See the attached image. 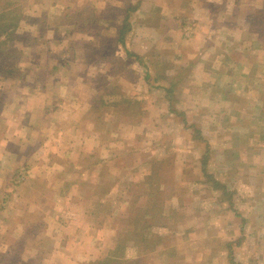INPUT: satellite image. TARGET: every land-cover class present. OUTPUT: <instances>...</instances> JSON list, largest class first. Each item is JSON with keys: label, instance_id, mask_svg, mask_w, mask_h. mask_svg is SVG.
<instances>
[{"label": "rangeland", "instance_id": "obj_1", "mask_svg": "<svg viewBox=\"0 0 264 264\" xmlns=\"http://www.w3.org/2000/svg\"><path fill=\"white\" fill-rule=\"evenodd\" d=\"M144 1L0 0V16L17 7L22 18L7 56L0 57V264H91L112 249L128 264H264V202H255L260 191L252 184L258 176L264 181L256 91L250 90L248 104L249 98H239V112L228 118L220 93L200 84L202 91L188 93L194 80L186 74L197 72L202 43L191 39L196 31L185 35L188 24L182 26L172 12L166 15L174 19H163L180 32H141L130 45L157 77L166 64L179 74L163 80L166 89L156 88L160 80L153 79L148 92L144 62L123 70L124 62L114 61L121 73L101 75L112 69L106 55L115 51L120 28L126 27L127 36L149 17L152 9ZM188 1L164 4L175 8ZM213 1L216 16L237 23L255 0ZM249 21L247 42L264 35L260 20ZM201 35L199 30L200 41ZM252 46L248 53L257 61ZM98 54H105L104 62ZM248 69H254L251 61ZM87 73L93 79H84ZM117 100L122 103L115 106ZM202 160L224 188L206 183ZM154 164L167 167L159 197L176 214L164 219L167 227L153 225L138 237L145 247L136 248L130 235L122 247L114 236L129 215V198L147 193L144 175ZM259 167L262 174L255 172ZM81 171L85 179L74 182ZM141 202L136 210L145 209ZM153 243L155 251L149 249Z\"/></svg>", "mask_w": 264, "mask_h": 264}, {"label": "crops", "instance_id": "obj_2", "mask_svg": "<svg viewBox=\"0 0 264 264\" xmlns=\"http://www.w3.org/2000/svg\"><path fill=\"white\" fill-rule=\"evenodd\" d=\"M157 1L158 2L154 1V3L150 2L149 0L144 1L146 4H150L149 8L152 9V11H150L149 17L142 19L141 23L138 24L137 27H139L140 29L139 31L133 28L132 31L130 30V32H128L127 36H126V31H125L124 43H120L119 35H118V37L116 38L117 44L116 43L113 44V47H116V49L111 54L106 55L107 56L106 62L111 63L112 65L114 61L122 60L124 64L121 68L123 70H126L128 68L127 67L128 64H134L135 61H139L140 63L144 62L143 64L149 65L147 66L148 68H145V73L143 76L146 82V86L148 87V92L153 90V86H152L153 79H155L156 81L160 80V84H158L156 88H160L161 90L166 89L165 86L163 87V84H164L163 80L169 81L170 78L172 80V78L174 77L173 74H177V75L179 74L175 72L174 73L170 72V70L172 69V66H170L169 64H166L167 67L157 77L155 70L153 69L154 68L153 65L148 63V61H146L145 56H140L141 53L137 49L133 47L130 48V45L132 43V40L133 39L136 40L138 38V34H140L141 32L147 33L149 30L151 32H158L160 34L165 33L167 30L168 32H172V31L180 32V29L175 30L173 26L167 27L168 24L165 23V20L163 19L165 16H167L168 17L167 21H171L174 18L170 19L169 16L176 15L177 17H179L180 22L182 23V26L184 25V23L188 24L187 26L186 24L184 25L186 26L184 27L185 35L188 37L190 36V33L192 31L193 33H195L196 31L197 33L195 35L193 34L191 39L202 43L199 46L200 49H198L199 52H198V55L196 56L198 58L196 59L198 60L197 63H195L196 60H194L195 65H198V69H196L197 72L193 71L194 73L193 75L190 72H189L190 75L186 74V77L192 78V80H194V82L192 83L193 88L192 90L188 88V91H189L188 93L190 92H194L193 94L199 93V89H201L202 91V86L200 87V85H204L208 90H210L211 93H214V91L220 93L224 103L227 104L226 105L227 107L223 109L226 110V112L228 111L225 114L226 116L225 118H228L229 116L230 117L233 116L234 113L239 112V109L236 108V105L238 104V102H240V100H244V99H239V98H242L243 95H244V98H249L247 99L248 100L247 104L249 103L251 99L249 92L252 89L253 91H256V95H257V102H256L257 107H255L258 110L257 111L258 112L257 124H259V116H260V120H261L260 124L263 126L264 125V69L263 70H259V69L264 64V35H262L263 33L261 34L259 32L257 33L258 36L256 35L255 38H251L250 42L249 41L247 42L245 31L246 29H250V28L253 29L251 27L252 22L250 23L249 19H254L255 16H258L260 14L258 13L260 10L264 12V0H255L253 5H251L254 7H250L251 8L250 9L251 11H249L250 14H247L246 17H244L243 22L239 21L237 23L236 22L234 23L231 18L228 19L229 15L228 16L224 15L222 17L221 16L222 14H220L216 16V14L212 12V9L210 10L211 4L214 3L213 0H189L186 3L187 6L186 4L183 3L182 5L176 6L175 8H170L168 7V5L164 4L165 0H157ZM168 12H172V13H170L168 16L166 15L168 14ZM163 15L165 16L163 17ZM128 17H129V14H127V17H126L127 22H128V19H127ZM215 22H218V23L214 25ZM129 24H130V26L128 25L129 29H131V26L133 25H131L132 23H129ZM121 28L126 29V27L124 26H122ZM199 30H201L202 33L204 34V36L201 35L202 37L201 41L197 37ZM239 32H240V36L238 37ZM212 34H217V38H215L214 35L212 36ZM233 35H236V38L238 39L233 41V38H234ZM173 36L178 37V33L175 32ZM164 39H167V37L166 38L164 37L162 41ZM188 42L191 44L190 40H188ZM251 44L253 45L252 46L253 48H257V50L259 51L258 56H257V61H253L254 60L253 56L249 55L248 53L249 46ZM120 47H122V49L125 50V56H123L124 53L121 52L122 49H120ZM128 52L135 54L136 56H130L128 55ZM104 55L105 54H98L95 57H97V61L104 62L105 61ZM178 56L180 57V60L181 58L182 59L187 58V56L181 55L180 53H178ZM250 61L252 65L254 66V69H248V63ZM111 68H112L111 70L101 73V75L104 77H112L115 75H119L118 73H121L120 71H116L113 65L111 66ZM83 78L86 80L93 79V77H91L89 73L84 75ZM33 84H34L33 85V89H34L35 83ZM109 88L106 87L107 90H109ZM97 90L101 92V90H99V87H97L96 91ZM108 92L109 91H107L106 93L107 95H108ZM119 92L120 91L114 92V93H119ZM235 93H238V95H234L236 97H232L233 94ZM259 96L261 97L259 98ZM214 100L215 102L213 103L212 106L213 108H217L218 101H216V99ZM227 102L230 103L229 106ZM121 103H122L121 100H117L115 102V106H118ZM145 103L146 101L144 102V104ZM169 111H171V109ZM172 112L174 111L172 110ZM145 114L146 112L144 113V115ZM11 115L15 116L14 112H12ZM9 118H11V116ZM23 122H25L24 119H23ZM97 125H98V122L96 121V126ZM248 136H250V134L246 135V137H243L241 135L240 143H243V142L245 143V141L247 142ZM96 137L98 138L99 136L96 135ZM229 141L230 140L227 139L226 144H228ZM126 155L127 154H125V156ZM116 156L117 155H114V157ZM203 165L204 164L202 163V170H204ZM165 168H159L158 176L153 177L154 175V173H152L153 167L151 166L149 173L148 174L145 173L144 175V186L145 187L143 188V190L147 193L137 191V193L133 195L135 197L132 196L133 197V198L131 197L132 199L129 198L130 200L128 201L127 203L128 205L126 207V209L128 208L129 210V215L125 217L121 230L117 231L114 236L116 237L118 241L121 240L120 243L122 244V247L124 246L123 239L125 238L126 240L129 235L133 239L134 242H137L138 237H139L138 233L140 230L142 231V235L140 236H143L144 234L150 232V229L152 228L153 225L167 227V224L165 223L164 219L165 218L170 219V217L175 216L176 210L173 207H170L164 200L160 199L159 197V196H163L164 189L162 188V185L164 183L162 181H164L163 177H164ZM259 169L260 171L258 170L255 172L257 174L259 173L262 174L261 173L262 169L260 167ZM80 173L81 174H78L77 179H75L74 182L81 183L85 179L83 178V171H81ZM256 178L258 179V181H254L252 183L253 189L260 191V192L255 193L254 200L256 203L258 201L264 202V181H263V178L260 176ZM220 184L218 185V187L224 188ZM129 185H132V183H130ZM214 188H217V187H214ZM240 188L243 189V185H241ZM172 196H175V193H173L170 197ZM247 199L252 200L251 197H248ZM138 200L143 201L141 203H144L145 209L136 210L140 206V204L137 205ZM153 202H155L154 204V206L156 207L155 211H153L149 207L151 206ZM118 207L119 205L117 204L116 208ZM168 209L169 211H167ZM113 211L115 210L113 209ZM144 212L147 216H145ZM151 215L152 217H154V219L150 217ZM261 221L264 222V214L261 216ZM143 224H145L144 228H143ZM134 229H135V233H134ZM122 230L124 231L127 230L129 233L125 234L124 231ZM157 236L160 238H163L162 236H159V235ZM160 242L161 240L159 241V243ZM157 244L156 245H154V243L151 244V247L149 249H151V251H155L158 247ZM143 245H144L143 242H137L135 244V247L143 248ZM110 251L111 250H108V252L102 257L109 255Z\"/></svg>", "mask_w": 264, "mask_h": 264}, {"label": "trees", "instance_id": "obj_3", "mask_svg": "<svg viewBox=\"0 0 264 264\" xmlns=\"http://www.w3.org/2000/svg\"><path fill=\"white\" fill-rule=\"evenodd\" d=\"M20 10V8L14 7H8L6 9V11H4L5 13H2V15L0 16V35L4 36L0 39V57H5L6 55V50H7V46L9 41L13 40V34L14 31L17 29V27L20 24L21 21V14L18 11ZM258 13H260L258 16H255L258 20H260V22L262 23V25L264 26V13L262 12V10H260ZM125 29L121 28L119 30V41L120 43H124V34H125ZM128 55L130 56H136L135 54H132L130 52H128ZM55 68V67H54ZM206 161V159H205ZM205 161H202V163L204 164V174L206 175V177H208L206 179V183H212L214 185V187H218V185L220 184L213 176L212 174L208 173L206 168H205ZM153 171L152 173H154L155 177L158 176V169L162 168V167H158L157 164H154L153 166ZM153 175V174H152ZM155 202H153L151 204V206H149L153 211L156 210V207L154 206ZM145 227V224H143V228ZM134 233H135V229H134ZM140 235H142V231L140 230L139 233ZM91 264H128L127 261L125 260L124 257L118 256L117 255V251L116 249L111 250L109 255H106L100 259H97L96 261H92Z\"/></svg>", "mask_w": 264, "mask_h": 264}]
</instances>
